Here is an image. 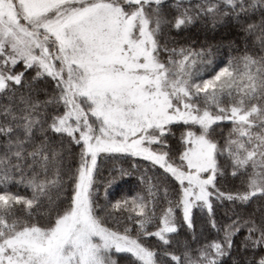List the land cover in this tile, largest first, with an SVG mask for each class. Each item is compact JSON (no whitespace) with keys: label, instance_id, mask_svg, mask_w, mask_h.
Instances as JSON below:
<instances>
[{"label":"snow or ice","instance_id":"1","mask_svg":"<svg viewBox=\"0 0 264 264\" xmlns=\"http://www.w3.org/2000/svg\"><path fill=\"white\" fill-rule=\"evenodd\" d=\"M0 264H264V0H0Z\"/></svg>","mask_w":264,"mask_h":264}]
</instances>
